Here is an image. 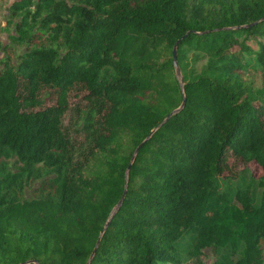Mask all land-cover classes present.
<instances>
[{
    "label": "trees",
    "instance_id": "trees-1",
    "mask_svg": "<svg viewBox=\"0 0 264 264\" xmlns=\"http://www.w3.org/2000/svg\"><path fill=\"white\" fill-rule=\"evenodd\" d=\"M10 9L16 33L0 40V264H183L186 252L204 264L209 247L213 264H263L264 0H15ZM44 92L56 102L44 104ZM235 160L260 174L236 180Z\"/></svg>",
    "mask_w": 264,
    "mask_h": 264
},
{
    "label": "rangeland",
    "instance_id": "rangeland-1",
    "mask_svg": "<svg viewBox=\"0 0 264 264\" xmlns=\"http://www.w3.org/2000/svg\"><path fill=\"white\" fill-rule=\"evenodd\" d=\"M15 0H0V40L3 42L5 45H10L12 42L10 35L16 33V28L14 24L12 23V20L17 21L18 18H13L11 15V5ZM13 21V22H14ZM21 46L19 45H14L13 44V56L15 57V62L17 61V55L21 53ZM16 53V54H15ZM6 56V53L4 51H0V61ZM259 74V73H258ZM77 92H73L70 97V103L72 106H74L78 101H80L83 98L84 92L81 90L78 91V95L76 94ZM43 102L46 105L53 104L56 102L55 98H51L50 96L47 97L46 93L44 92L42 95ZM70 118V113L66 114L65 116V123L69 122ZM10 165L14 163V159H11L9 161ZM247 169H249V172H247ZM228 174V173H227ZM226 174V175H227ZM233 175L234 178L239 179L243 175H247V177L254 175L258 176L260 174V169L256 163H245L241 160H235L233 161V169L232 172H230L228 175ZM36 184H32L29 186L26 190V196L27 197H35L38 195V193L35 191ZM188 245L185 244L184 248H186ZM263 249H264V240H263ZM217 253L214 251L212 247L205 248L203 250V253L201 255V259L204 262V264H213L214 261L217 260ZM184 262L183 264H196L197 261L194 257H192L188 252H186L183 255ZM264 264V263H263Z\"/></svg>",
    "mask_w": 264,
    "mask_h": 264
},
{
    "label": "water",
    "instance_id": "water-1",
    "mask_svg": "<svg viewBox=\"0 0 264 264\" xmlns=\"http://www.w3.org/2000/svg\"><path fill=\"white\" fill-rule=\"evenodd\" d=\"M261 20H264V18L261 19ZM261 20H260V21H261ZM257 22H259V21H257ZM257 22H255V23H257ZM255 23H251V24H248V25H246V26H250V25H253V24H255ZM177 47H178V43L175 45L174 50H173L174 64H175V68H176V74H177V77L180 79L181 82H183V77H182L181 68H180V65H179L178 60H177ZM182 85H183V83H182ZM185 104H186V97H184V99H183V101H182L180 107L174 109L171 113H169V114L167 115V117L163 120V122L158 126V128L161 127L166 121H168V120H169L174 114L180 112V111L184 108ZM153 132H154V131H152V133H153ZM152 133H151V135H152ZM151 135H149V137H147V138H146V139H145V140H144V141H143V142L137 147V149H136V151H135V153H134V155H133V157H132V160H131V163H130V165H129L128 171L131 169V166H132V164H133V162H134V160H135V158H136V156H137V154H138L140 148H141V147L144 145V143H145V142L151 137ZM127 188H128V180L126 181L125 190H124V193H123L121 199L118 201V203L115 205V207H114L113 210L111 211V214H110V216H109V220H108V222L106 223V225H105V227H104V229H103V231H102V233H101V236H100L99 239H98V242H97V245H96V247H95V250H94L93 254L96 252V250H97V248H98V246H99V244H100V241H101V239H102V236H103L105 230L107 229V227H108V225H109V222L112 220V218L116 215V213H117V212L120 210V208L122 207L123 202H124L125 197H126V194H127ZM91 261H92V257L89 259V261H88L86 264H90ZM29 262H32V261H29ZM35 263L38 264L37 261H35ZM21 264H26V263H21Z\"/></svg>",
    "mask_w": 264,
    "mask_h": 264
}]
</instances>
